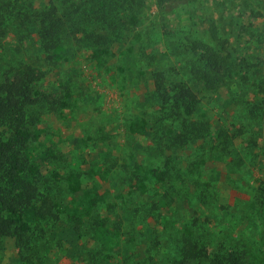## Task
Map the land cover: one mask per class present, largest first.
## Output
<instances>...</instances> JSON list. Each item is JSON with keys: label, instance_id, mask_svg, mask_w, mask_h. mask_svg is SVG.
Instances as JSON below:
<instances>
[{"label": "rangeland", "instance_id": "1", "mask_svg": "<svg viewBox=\"0 0 264 264\" xmlns=\"http://www.w3.org/2000/svg\"><path fill=\"white\" fill-rule=\"evenodd\" d=\"M29 1L34 9L48 4ZM128 15L133 22L110 47L86 46L81 33L65 36L52 60L32 43L18 52L22 46L9 28L0 36V77L8 63L23 58L43 71L41 91L59 88L64 97L36 126L27 159L36 179L62 188L58 212L81 223L84 237L79 255L53 246L48 264H171L177 257L172 235L202 240L210 253L228 248L246 254L248 264H264V0L164 7L144 0ZM119 26L109 22L94 31ZM215 58L231 71L219 69L227 77L214 87L200 71ZM156 69L167 84L194 89L199 119L215 132L226 129L230 147L212 149L201 140L163 155L156 142ZM162 127L171 133L175 124ZM153 203L157 212L150 211ZM35 215L30 206L9 216L32 229ZM0 264H26L15 239L0 248Z\"/></svg>", "mask_w": 264, "mask_h": 264}, {"label": "trees", "instance_id": "2", "mask_svg": "<svg viewBox=\"0 0 264 264\" xmlns=\"http://www.w3.org/2000/svg\"><path fill=\"white\" fill-rule=\"evenodd\" d=\"M144 0H48L41 9H34L29 0H0V36L9 28L18 38L22 52L24 45L32 43L47 59H54L55 50L63 37H78L89 47L107 48L133 22L129 13L142 6ZM160 7L168 4H186L195 0H156ZM134 18V17H133ZM135 19V18H134ZM109 22H118L120 31L99 33L94 28H104ZM126 29V30H125ZM37 35L35 41L33 36ZM200 71L202 79L217 86L227 75H219V69H227V61L211 59ZM8 63L0 77V248L5 240L16 241L20 257L26 264H48V254L53 246H69L70 253L80 254L84 237L83 226L77 221H67L58 212L62 204L63 190L43 177L38 180L27 159V148L33 139L36 126L47 112H57L63 103L59 88L51 93L40 90L44 73L34 63L23 58ZM153 98L161 107L156 142L164 156L168 151L208 141L226 150L233 143V136L226 130L215 132L209 121L199 119L198 94L187 83L169 85L165 74L154 71ZM57 94V95H56ZM255 115V110L251 111ZM170 121L175 129L167 133L162 125ZM171 156L166 157L165 177L171 172ZM259 205L264 211V180L259 189ZM36 209L33 228L22 224L9 215ZM158 203L150 211L157 212ZM167 224V223H166ZM36 226L39 228L37 229ZM35 227V228H34ZM46 229V230H45ZM172 254L177 255L171 264H248L237 250L217 249L210 253L201 240L190 237L187 241L172 235ZM94 256L95 252H89ZM85 257L81 260L85 261Z\"/></svg>", "mask_w": 264, "mask_h": 264}]
</instances>
